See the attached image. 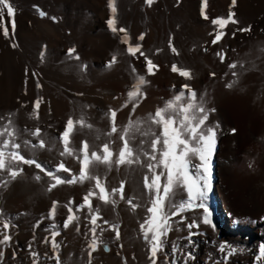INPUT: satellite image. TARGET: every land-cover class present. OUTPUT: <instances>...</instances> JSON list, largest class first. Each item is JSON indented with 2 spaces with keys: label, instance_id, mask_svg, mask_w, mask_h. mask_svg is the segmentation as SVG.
I'll return each instance as SVG.
<instances>
[{
  "label": "rangeland",
  "instance_id": "1",
  "mask_svg": "<svg viewBox=\"0 0 264 264\" xmlns=\"http://www.w3.org/2000/svg\"><path fill=\"white\" fill-rule=\"evenodd\" d=\"M10 3L15 9L16 27L13 38L11 18L4 10L2 23L9 29V38L2 35L0 28V117H5L0 124L14 113L11 119L21 131L18 143L24 139L36 143L23 130L34 131L39 127L47 145L35 150L22 146L21 154L36 159L45 169H54L63 162L72 174H78L79 161L75 154L60 155L63 145L58 138L70 117L74 122L83 117L92 127L75 125L69 147L79 150L82 141H87L89 153L96 151L103 155L102 146L109 143L115 161L123 144L119 136L130 115L133 121L145 122L141 131L150 126L158 135L160 128L150 124L149 115L163 108L182 85L188 84L197 93V101L209 110L206 126L217 131L207 200L212 224L202 223V209L184 213L186 223L192 220L200 223L199 229L192 230L197 235L186 239L187 228L174 223L165 238L164 250L158 253L157 264H172L173 244L181 248L175 264H214L223 260L224 254L218 250L221 243L237 249L227 264H257L255 257L264 245V0H237L231 11L236 13L239 23H229L224 29L227 34L215 46L211 44L214 36L209 35L214 32L211 21L227 17L231 0H208V20L201 17V0H156L151 8L144 0H116L117 28H125L130 43L141 44V50L159 66L155 75L147 74L144 57L136 59L127 53V45L120 42L123 33L108 29L106 21L111 16L108 0H10ZM39 11L47 15L41 17ZM51 17L56 18L55 22ZM249 26L250 32L237 31ZM141 33L145 34L143 41L138 40ZM170 39L178 55L171 52ZM70 48H75L73 56L78 55L79 60L67 55ZM217 52L224 54L223 62ZM114 55L117 62L106 67ZM234 62L237 68L230 69ZM174 63L180 69L190 70L192 78L173 73ZM82 65H87V69L82 70ZM233 71L238 75L233 76ZM138 76L147 81L142 86L145 98L133 113L131 103L122 106ZM233 81L236 83L228 88L226 85ZM38 97L42 102L39 119H35L30 113ZM110 109L118 110V132L111 137L107 135L111 122L106 116ZM153 138L136 133L133 147L141 148L143 139L146 142L142 148L147 150ZM141 161L119 167L113 163L111 168L101 162L89 166L109 193L124 184V199L117 193L112 197L115 204H105L98 196L92 198L93 209H99L101 217L97 221L101 225L97 237L102 243L92 253L91 264H151L149 245L140 230L147 215L146 207L150 206L144 188L148 161L143 157ZM17 166L23 172L7 186L0 187V214L4 219L11 218L12 236L10 244L4 246L0 264H33L29 245L39 253V264H56V255L60 264H89L88 245L92 236L88 209L77 212L80 220L73 221L67 229L63 224L69 215L65 205L73 201L75 212L83 197L94 189L95 181L62 184L48 191L53 183L50 177L35 165ZM57 174L71 179L67 172ZM5 179H10L7 171L0 174V184ZM53 201L58 202L54 220L48 218ZM133 205H138L135 210ZM52 224L60 233L56 237L60 245L56 253L50 244L44 243L46 237L51 239ZM177 227L181 230H176Z\"/></svg>",
  "mask_w": 264,
  "mask_h": 264
},
{
  "label": "snow or ice",
  "instance_id": "2",
  "mask_svg": "<svg viewBox=\"0 0 264 264\" xmlns=\"http://www.w3.org/2000/svg\"><path fill=\"white\" fill-rule=\"evenodd\" d=\"M208 0H201V17L204 20H208L209 16L206 13ZM156 3V0H144V4L151 8ZM237 0H231V6L227 17H217L212 19L211 23L214 27V32L209 33L213 35L214 38L211 44L215 46L218 44L222 38L227 34L224 29L229 23L238 24L239 21L235 19L236 13L231 11V8L236 6ZM108 7L111 11V16L106 21L108 29L113 33H123L124 35L120 38L122 44L127 45V53L139 59V57H144L146 72L148 75H155V72L159 70V66L154 64L152 59L143 52L141 44H131L130 37L127 34V30L123 27L117 28V8L116 0H108ZM4 10L7 12V16L11 18L12 27V37L15 35V9L10 3V0H0V28H2V35L8 39L9 29L6 24L2 23V17L4 16ZM41 17L47 14L43 11H39ZM55 22L56 18L51 17ZM237 31L240 32H250L251 26L247 28H238ZM235 33H233V36ZM145 34L141 33L138 37L139 41H143ZM16 45L13 44V47ZM169 48L172 53L178 55L177 49L172 45L171 39L169 40ZM46 49V46H45ZM207 50V49H205ZM75 48H70L67 55L73 59L79 60L78 55L73 56L75 53ZM139 53V56H137ZM45 52L40 53L41 60H43ZM216 55L220 58V61H224V54L217 52ZM117 62V57L114 55L112 59L108 62L106 67H111ZM82 70L87 69V65H82ZM243 67V65H240ZM230 69H236L237 63H232L229 65ZM133 73L136 69L133 67ZM173 73H178L179 76L185 79H191L192 74L190 70L180 69L174 63L171 67ZM35 76L36 74L33 73ZM211 76H215V73H211ZM233 76H237L238 73L233 71ZM147 81L144 76H138L137 82L133 86V90L127 93V102L122 107H127L128 104H132V112H135L136 107L139 106L140 100L144 99V93L142 92V86L145 85ZM236 81L226 85L228 88H232ZM37 87H40L37 83ZM182 101H187L182 103ZM42 102V98H37L34 102L33 111L30 113L31 118L39 119V109ZM118 110H109L106 113L107 118L111 122L110 131L107 133L109 137L118 132V127L116 124ZM214 111V109L212 110ZM208 112L202 102L197 101V93L188 84L182 85L181 90L174 96L172 100L166 102L163 108H158L154 114H150L148 120L150 124L159 126L160 132L157 135L155 131L149 126L146 130L141 131L142 125L145 123L141 120L133 121L131 115L127 126L124 127L121 132L119 139L123 142L122 147L119 149L117 158L113 161V151L110 148L109 143H105L102 146L103 155L98 154L96 151L89 153V144L87 141H82L81 148L79 150L69 147L71 142V134L74 131L75 125H80L81 127L91 128L90 124H86L83 117L75 121L70 117L66 121V126L64 131L59 136V141L63 145V149L60 152L61 156H73L80 163V170L78 174H72V170L67 168L63 162H60L54 169H45L41 163L37 162L36 159L26 158L21 154L22 146L27 149H45L46 141L41 138L42 133L39 127L35 130L24 129V133L30 135L37 140L33 143L31 140L24 139L22 143H18L17 140L20 139L21 131L14 125L11 116L14 113L9 114L6 123L0 124V174L7 171L8 177L10 179H5L0 187L7 186L11 180L23 172V168L17 165H35V168L39 169L40 172L45 173L51 178L53 183L49 185L48 191L56 188L58 185L62 184H83L86 180H94L95 185L93 190H89L88 193L83 197V203L76 206L75 212L73 211L72 204L73 201H69L65 207H67L69 215L67 216L63 228L67 229L73 221H79L80 217L76 215L82 209L87 208L90 214L89 223L91 228L89 229L92 239L89 242L88 256L89 264H91L92 253L95 252L99 246V238L97 237V229L101 228V225L97 223L99 216V209H93L92 198L97 197L105 204L111 203L115 204L116 201L112 199L117 193L120 195V199H124V184L121 183L118 189H112L109 193L108 189L105 187L104 182L99 176H93L90 171V164L93 162H101L109 166L113 163L119 167L120 165H133L140 164L141 157L148 161L145 165L147 173L144 176V188L149 196V205L146 207V217L143 223L140 225V230L143 234L144 241L149 245V259L151 264H157L158 253L163 251L166 246V237L173 230V224L181 225L183 224L189 235L186 239L191 240V238L197 235V232H193V229H199L200 223L196 220L187 222V216L184 213L193 211L196 209L203 210L202 223L205 225H211V211L207 206L208 195L211 190V157L213 150L216 145V128L206 126L208 121ZM5 117H0V121H4ZM218 127V126H217ZM235 133V129L232 130ZM136 133H139L143 137H154L149 142V148L144 150L142 146L146 142L145 140H140L141 148L133 147V143L136 140ZM198 161V162H197ZM159 169V171H158ZM61 171L67 172L71 175V179H66L57 173ZM36 179L39 180L40 176L37 175ZM163 179V184L161 183ZM177 195L182 198L177 200ZM132 204V200L127 201ZM57 201H53L52 208L49 211L48 218H55ZM138 205H133V210ZM179 217V220L175 218ZM0 220H2V226H0V257L4 254V246L10 244L12 236L9 234V229L11 226V218L4 219L3 215L0 214ZM107 223V221H105ZM39 226L38 224L36 225ZM56 225L52 224L50 226L51 239L45 238L44 243L50 244L53 252H58L60 245L56 241V237L60 234L56 231ZM214 227V225H213ZM79 231V227L76 229ZM103 230V229H101ZM176 230H181L177 227ZM116 237L119 238V230L116 229ZM29 250L33 258V264H39V253L32 250V246L29 245ZM219 252L224 254L222 261H216L214 264H227L228 258L234 255L237 251L234 247L228 245L227 243H221L219 245ZM181 252L180 246L173 244V261L175 264V256ZM189 258L191 254H187ZM56 259V264H60L59 256H54ZM255 260L257 264H264V245L259 247L258 255H256Z\"/></svg>",
  "mask_w": 264,
  "mask_h": 264
},
{
  "label": "water",
  "instance_id": "3",
  "mask_svg": "<svg viewBox=\"0 0 264 264\" xmlns=\"http://www.w3.org/2000/svg\"><path fill=\"white\" fill-rule=\"evenodd\" d=\"M221 217L223 218V219H225L226 220V217L225 216H223L222 215V213H221ZM104 247V246H103ZM104 249H105V251H108V248L107 247H104Z\"/></svg>",
  "mask_w": 264,
  "mask_h": 264
},
{
  "label": "bare ground",
  "instance_id": "4",
  "mask_svg": "<svg viewBox=\"0 0 264 264\" xmlns=\"http://www.w3.org/2000/svg\"><path fill=\"white\" fill-rule=\"evenodd\" d=\"M226 211V210H225Z\"/></svg>",
  "mask_w": 264,
  "mask_h": 264
}]
</instances>
